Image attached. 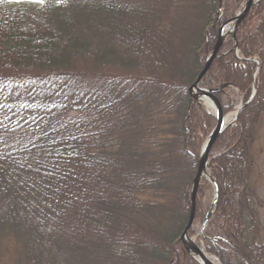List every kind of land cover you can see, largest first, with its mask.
Masks as SVG:
<instances>
[{"label": "trees", "instance_id": "16d2710c", "mask_svg": "<svg viewBox=\"0 0 264 264\" xmlns=\"http://www.w3.org/2000/svg\"><path fill=\"white\" fill-rule=\"evenodd\" d=\"M243 1L224 0L218 19L220 0H0V264H198L180 236L217 120L190 87ZM237 39L240 58L228 37L202 85H229L225 115L257 92L213 146L219 201L204 246L221 264H264L251 183L264 0Z\"/></svg>", "mask_w": 264, "mask_h": 264}, {"label": "water", "instance_id": "95a60500", "mask_svg": "<svg viewBox=\"0 0 264 264\" xmlns=\"http://www.w3.org/2000/svg\"><path fill=\"white\" fill-rule=\"evenodd\" d=\"M254 3H255V0H247L246 5L242 9V11L238 15H236L235 18H232V19L228 20L226 23H224L225 25L228 24L229 22H232V25L234 23L233 29L229 33L232 35V37L235 41V47L236 48H238V43L236 40L237 29L240 26L241 22L246 17L247 13L249 12L251 6ZM224 26L220 28L219 39H218L215 47L213 48L212 53L209 55L208 59L206 60V63L204 65L202 71L200 72L196 81L194 82V84L191 87V91H193V88H194L199 92L198 94H192L196 99H198V100L199 99H206V100L210 99L215 104V113H216V118H217V125H216L215 129L212 131V133L210 134L206 143L204 144V147L202 149V152H201V155L199 158L197 173H196L194 181H193V188H192V194H191V205H190V215H189L187 226L185 227L183 234H182V237H181V240H182L185 248L187 249V251L189 253H191L194 256L195 255H201L203 257V259H204L203 264H214V263L211 260L207 259V257H205L200 246L197 243H195V241L193 239L190 238L189 230H190V228L194 222V219H195L197 193H198V188H199L200 182H201L203 177L207 178L214 185L215 191H216L215 202L211 205V207L207 213V216L204 220V224H203V228H202L203 231L207 225L208 220L210 219L211 215L213 214V212L217 206L218 187H217V184H216L214 178H212L211 175L208 173L209 156H210L211 150H212L213 146L215 145L216 141L219 139L221 134L226 129V119H225V116L223 113L221 102L217 97V94L221 91V89L223 87H220L216 90H207V89H203L200 87V82H201L202 78L209 71L212 62L218 56L219 51L223 45V42L225 40V35L223 33Z\"/></svg>", "mask_w": 264, "mask_h": 264}, {"label": "rangeland", "instance_id": "374dc122", "mask_svg": "<svg viewBox=\"0 0 264 264\" xmlns=\"http://www.w3.org/2000/svg\"><path fill=\"white\" fill-rule=\"evenodd\" d=\"M219 7H221V6L219 5ZM224 7H225V4L223 3L222 8H224ZM250 10H249V12H250ZM239 11L241 12L242 10H240V8H239L238 11L236 12V14ZM249 12L247 13V15L249 14ZM216 14H217V17H222L224 15V9H223V11H221L218 8ZM247 15H246V17H247ZM246 17L244 18V20L246 19ZM241 24H242V22H241ZM230 38L233 39L232 37H230ZM9 71H11V69ZM228 93H232V92L229 91ZM236 98H239L238 100L240 103L241 96L240 97L237 96ZM202 104L206 109H208V105H206L205 102H202ZM235 111L236 110L231 111L230 114L227 116L229 122H232L234 120ZM232 124H234V122ZM251 156L254 160V164H253V168H252V172H251V183L256 190L257 198L261 201V204H262L260 207L261 219H262L261 241L264 243V113L262 114L260 123L258 125V129H257V133H256V139H255L254 144H253L252 149H251ZM210 159H211V154H210ZM210 166H211V164H210ZM212 167L214 168L213 165H212ZM205 181L207 183V187H206V193H205V196L203 198L202 203H203V206L205 208H207V207H209V205L213 201L214 188L208 180H203V182H201V184L205 183ZM191 190H192V188H191ZM200 225H201V222H199V221L195 223V228L198 231H200ZM194 239H195V237H194Z\"/></svg>", "mask_w": 264, "mask_h": 264}, {"label": "bare ground", "instance_id": "6f19581e", "mask_svg": "<svg viewBox=\"0 0 264 264\" xmlns=\"http://www.w3.org/2000/svg\"><path fill=\"white\" fill-rule=\"evenodd\" d=\"M220 2H221V0H220ZM245 2H247L246 0H244L243 1V3H242V5H241V7H240V10H242L243 8H244V6L246 5V3ZM260 3V2H259ZM242 8V9H241ZM251 9V8H250ZM236 16H232V17H230V18H228L224 23H226L228 20H230V19H232V18H235ZM223 23V24H224ZM223 24H221L220 25V28L221 27H223L224 25ZM223 25V26H222ZM233 25H234V23H233ZM233 25H232V22H229L228 24H226L225 26H224V29H223V33H224V35H225V39L226 38H228V37H230V36H232L229 32L230 31H232V29H233ZM220 28H219V33H220ZM238 30H239V27H238V29H237V32H238ZM237 32H236V36H237ZM219 33H218V39H219ZM218 39H217V41H218ZM217 41H216V43H217ZM216 43H215V45H216ZM215 45H214V47H215ZM213 47V48H214ZM213 48H212V50H211V52L210 53H212V51H213ZM32 80H35V81H44V82H46V81H50L51 79H40V80H38V78L37 77H32ZM196 81V80H195ZM209 104H211V107H212V109H213V111H214V113H215V108H214V106H213V103L212 102H210V101H207ZM197 197H198V193H197ZM205 255V257H207L208 259H210L214 264H220L219 262H218V260L215 258V257H212V256H209L208 254H204ZM196 259L199 261V262H201V263H203L204 262V259H203V257L201 256V255H197L196 256Z\"/></svg>", "mask_w": 264, "mask_h": 264}, {"label": "snow or ice", "instance_id": "6c2138e0", "mask_svg": "<svg viewBox=\"0 0 264 264\" xmlns=\"http://www.w3.org/2000/svg\"><path fill=\"white\" fill-rule=\"evenodd\" d=\"M16 2H19V0H16ZM33 3L44 5L46 4L47 0H32ZM65 0H57V3H64Z\"/></svg>", "mask_w": 264, "mask_h": 264}]
</instances>
